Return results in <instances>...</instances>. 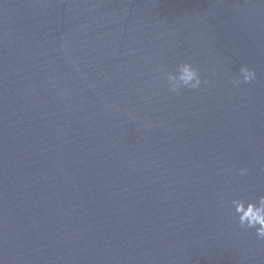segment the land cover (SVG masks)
<instances>
[{
    "label": "water",
    "instance_id": "obj_1",
    "mask_svg": "<svg viewBox=\"0 0 264 264\" xmlns=\"http://www.w3.org/2000/svg\"><path fill=\"white\" fill-rule=\"evenodd\" d=\"M262 169L264 0H0V264H264Z\"/></svg>",
    "mask_w": 264,
    "mask_h": 264
},
{
    "label": "clouds",
    "instance_id": "obj_2",
    "mask_svg": "<svg viewBox=\"0 0 264 264\" xmlns=\"http://www.w3.org/2000/svg\"><path fill=\"white\" fill-rule=\"evenodd\" d=\"M161 74L166 79L172 93H177L185 88L197 89L201 83H207V80H201L198 70L186 61L177 63L174 71H166ZM255 78V72L251 68L241 66L239 76L233 79V83H249ZM247 171L246 167L240 168L238 174L245 175ZM221 199L223 198L221 197ZM230 204L238 226L242 229H254L256 237L264 240V195L258 196L255 200L233 198Z\"/></svg>",
    "mask_w": 264,
    "mask_h": 264
}]
</instances>
